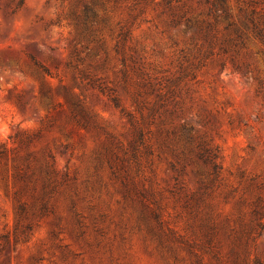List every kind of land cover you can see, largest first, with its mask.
I'll use <instances>...</instances> for the list:
<instances>
[{"label":"rangeland","instance_id":"374dc122","mask_svg":"<svg viewBox=\"0 0 264 264\" xmlns=\"http://www.w3.org/2000/svg\"><path fill=\"white\" fill-rule=\"evenodd\" d=\"M0 264H264V0H0Z\"/></svg>","mask_w":264,"mask_h":264},{"label":"trees","instance_id":"16d2710c","mask_svg":"<svg viewBox=\"0 0 264 264\" xmlns=\"http://www.w3.org/2000/svg\"><path fill=\"white\" fill-rule=\"evenodd\" d=\"M17 1H18V5H22L25 0H17ZM213 157H215V156H213ZM209 161H211V160H209ZM211 163H213V162H211ZM212 166H213L214 170L216 171L218 168L217 164L214 163V164H212ZM7 243H8V240L5 241V244H7Z\"/></svg>","mask_w":264,"mask_h":264}]
</instances>
